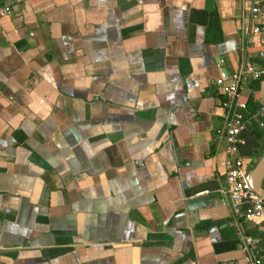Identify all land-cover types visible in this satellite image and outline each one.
Wrapping results in <instances>:
<instances>
[{"label": "crops", "instance_id": "obj_1", "mask_svg": "<svg viewBox=\"0 0 264 264\" xmlns=\"http://www.w3.org/2000/svg\"><path fill=\"white\" fill-rule=\"evenodd\" d=\"M248 4L17 0L0 17V264H245L257 230L222 192L214 80L247 60L262 72L241 96L264 98Z\"/></svg>", "mask_w": 264, "mask_h": 264}, {"label": "built area", "instance_id": "obj_2", "mask_svg": "<svg viewBox=\"0 0 264 264\" xmlns=\"http://www.w3.org/2000/svg\"><path fill=\"white\" fill-rule=\"evenodd\" d=\"M17 0H0V17L12 14ZM248 25L246 34L255 33L259 48L256 55L264 58V0H249L243 12ZM262 68L247 60H241L229 74L219 75L215 80L217 92L221 95L223 108V176L222 190L234 214L249 221L256 233H242L241 248L246 252L245 264H264V203L249 184L239 152L242 131L252 122L264 127V98L255 108H248L242 98L240 87L248 78L260 76Z\"/></svg>", "mask_w": 264, "mask_h": 264}, {"label": "trees", "instance_id": "obj_3", "mask_svg": "<svg viewBox=\"0 0 264 264\" xmlns=\"http://www.w3.org/2000/svg\"><path fill=\"white\" fill-rule=\"evenodd\" d=\"M261 63V62H260ZM261 77V74L260 76ZM259 78L253 79V86H256V81ZM247 107L252 109L255 108L258 104L255 101H252L248 98ZM264 134V127H258L254 122L250 125V127L244 131H242V141L239 143V152L242 154H255L260 155L264 151V142H262V136Z\"/></svg>", "mask_w": 264, "mask_h": 264}, {"label": "water", "instance_id": "obj_4", "mask_svg": "<svg viewBox=\"0 0 264 264\" xmlns=\"http://www.w3.org/2000/svg\"><path fill=\"white\" fill-rule=\"evenodd\" d=\"M246 177L253 190L261 197L264 203V151L258 155L254 165L246 171ZM205 196L197 195L188 198L186 205L188 209L196 208L205 203Z\"/></svg>", "mask_w": 264, "mask_h": 264}, {"label": "rangeland", "instance_id": "obj_5", "mask_svg": "<svg viewBox=\"0 0 264 264\" xmlns=\"http://www.w3.org/2000/svg\"><path fill=\"white\" fill-rule=\"evenodd\" d=\"M263 182H264V180H263ZM264 184V183H263Z\"/></svg>", "mask_w": 264, "mask_h": 264}]
</instances>
